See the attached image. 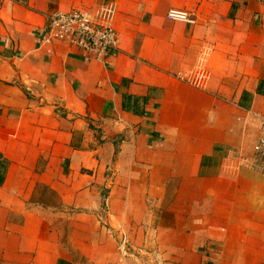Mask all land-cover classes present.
<instances>
[{"label": "crops", "instance_id": "1", "mask_svg": "<svg viewBox=\"0 0 264 264\" xmlns=\"http://www.w3.org/2000/svg\"><path fill=\"white\" fill-rule=\"evenodd\" d=\"M108 1L107 56L42 41ZM262 117L264 0H0V264H264Z\"/></svg>", "mask_w": 264, "mask_h": 264}, {"label": "built area", "instance_id": "2", "mask_svg": "<svg viewBox=\"0 0 264 264\" xmlns=\"http://www.w3.org/2000/svg\"><path fill=\"white\" fill-rule=\"evenodd\" d=\"M115 12V4L109 1L95 9L56 10L49 15L40 37L44 42L59 40L91 55L104 57L116 50L119 44V35L113 26ZM167 18L189 24L196 23L195 12L176 8L168 10ZM255 154L258 160L264 161V117L260 122V136L255 144ZM117 250L121 261L127 258L140 259L147 255L143 247L132 244L126 233H122L118 240ZM141 264L157 263L152 258L145 257Z\"/></svg>", "mask_w": 264, "mask_h": 264}, {"label": "trees", "instance_id": "3", "mask_svg": "<svg viewBox=\"0 0 264 264\" xmlns=\"http://www.w3.org/2000/svg\"><path fill=\"white\" fill-rule=\"evenodd\" d=\"M2 164H3V173H4V171L6 170V165H5L6 161L4 160V162H2ZM3 173L0 174V181L2 180Z\"/></svg>", "mask_w": 264, "mask_h": 264}]
</instances>
